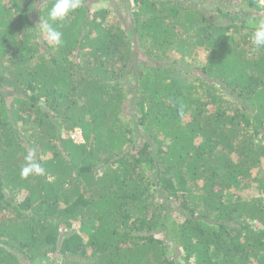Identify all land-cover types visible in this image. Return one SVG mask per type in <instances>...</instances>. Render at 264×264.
<instances>
[{"label": "trees", "instance_id": "1", "mask_svg": "<svg viewBox=\"0 0 264 264\" xmlns=\"http://www.w3.org/2000/svg\"><path fill=\"white\" fill-rule=\"evenodd\" d=\"M201 1L0 0V264H264V6Z\"/></svg>", "mask_w": 264, "mask_h": 264}, {"label": "clouds", "instance_id": "2", "mask_svg": "<svg viewBox=\"0 0 264 264\" xmlns=\"http://www.w3.org/2000/svg\"><path fill=\"white\" fill-rule=\"evenodd\" d=\"M81 0H54L48 11V19L40 21L38 27V37L43 36L48 44L60 45L62 43V33L53 27V22L65 20L71 12L80 7ZM253 31L250 37L254 50L264 48V18L258 17L252 25ZM26 163L20 169L22 178L30 175H43L44 168L35 158L34 152H29L25 157Z\"/></svg>", "mask_w": 264, "mask_h": 264}, {"label": "rangeland", "instance_id": "3", "mask_svg": "<svg viewBox=\"0 0 264 264\" xmlns=\"http://www.w3.org/2000/svg\"><path fill=\"white\" fill-rule=\"evenodd\" d=\"M236 2L234 0H209V1H201L195 4V8L200 9L205 15L208 17L216 16V8L221 7L224 11L233 10L235 12ZM244 12V11H243ZM179 56L176 54V57ZM71 137L79 143L84 142L82 131L80 129H76L71 132ZM256 189L251 190L252 194Z\"/></svg>", "mask_w": 264, "mask_h": 264}, {"label": "built area", "instance_id": "4", "mask_svg": "<svg viewBox=\"0 0 264 264\" xmlns=\"http://www.w3.org/2000/svg\"><path fill=\"white\" fill-rule=\"evenodd\" d=\"M260 4L264 6V0H259Z\"/></svg>", "mask_w": 264, "mask_h": 264}]
</instances>
